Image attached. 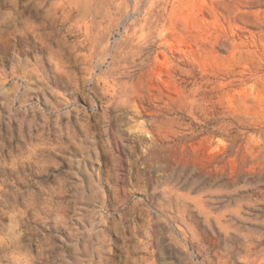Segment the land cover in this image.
<instances>
[{
  "label": "rangeland",
  "instance_id": "obj_1",
  "mask_svg": "<svg viewBox=\"0 0 264 264\" xmlns=\"http://www.w3.org/2000/svg\"><path fill=\"white\" fill-rule=\"evenodd\" d=\"M0 264H264V0H0Z\"/></svg>",
  "mask_w": 264,
  "mask_h": 264
}]
</instances>
